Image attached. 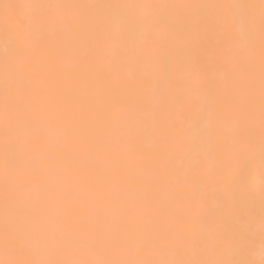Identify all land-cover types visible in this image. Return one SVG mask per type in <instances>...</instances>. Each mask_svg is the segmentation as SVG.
Listing matches in <instances>:
<instances>
[{
	"label": "bare ground",
	"instance_id": "6f19581e",
	"mask_svg": "<svg viewBox=\"0 0 264 264\" xmlns=\"http://www.w3.org/2000/svg\"><path fill=\"white\" fill-rule=\"evenodd\" d=\"M0 264H264V0H0Z\"/></svg>",
	"mask_w": 264,
	"mask_h": 264
}]
</instances>
